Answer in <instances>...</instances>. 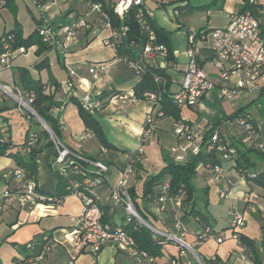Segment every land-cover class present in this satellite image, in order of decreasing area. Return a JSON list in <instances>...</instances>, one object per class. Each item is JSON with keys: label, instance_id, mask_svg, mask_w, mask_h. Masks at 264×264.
<instances>
[{"label": "crops", "instance_id": "obj_1", "mask_svg": "<svg viewBox=\"0 0 264 264\" xmlns=\"http://www.w3.org/2000/svg\"><path fill=\"white\" fill-rule=\"evenodd\" d=\"M105 1L114 6L118 0ZM176 1L167 9L165 1L144 0V7L149 15L170 32L171 51L176 65L175 70L168 69V72L176 80L175 87L173 86L174 90L180 83L187 61L185 53L187 31H197L200 28L209 30L224 26L243 3V0H223L221 9L196 10L191 14L181 15L180 12L174 11L175 7L205 5L211 0L194 5H191V0ZM159 2L164 4L159 5ZM13 3L16 7L14 18L8 8H0V37L13 29L16 22L19 24L22 37H27L37 27L48 25L55 30L58 42L63 45L60 43L51 45L48 52L49 69L48 71L47 69L41 70L38 73L39 76L44 80L48 77V72H51L57 81L63 83L70 77L68 71L71 70L74 73L71 78L77 83L80 92L86 89V84L92 83L93 92L100 94L105 102L93 115L99 122L107 140L123 151L107 150L106 148V151H101V144L84 127L77 107L72 102H65L63 110L58 114L62 144L79 154L94 157L96 161L103 162L108 168L106 183L97 186L93 191L98 201L102 203L109 188L116 183L126 164L125 155L139 150L141 167L137 170L138 178H135L133 174L128 181V186L134 188L135 202L143 212H146L143 209L141 198L143 181L148 175L157 173L165 166L166 162L173 158L169 147L175 142L172 130L174 120L170 117L158 118L154 122L151 132L143 135L145 114L151 106L147 101L133 97L132 87L138 77L129 70L123 61L116 57L113 49L102 44L101 40L108 36L109 30L101 26V17L96 11L91 10L89 1L13 0ZM262 3L264 0H257L255 5ZM158 7L163 13L156 11ZM196 12L203 13L204 17V23L197 28L191 23V17ZM79 17H84L90 27L79 30L73 38L66 39L60 28L72 24ZM260 28L264 29V21ZM198 43L200 65L214 83V88L208 91L194 107H181V119L207 128L239 111V116L249 114L258 122L264 121V71L258 78L257 86L254 89L242 88L232 99H221L218 96L217 72L211 63L213 53L209 41L200 40ZM23 48V51H17L14 54L12 66H31L35 61L36 45ZM94 62H103L108 66L106 74L97 82L92 81L89 72V67ZM59 70L63 71V74ZM0 77L4 81L0 82V85L6 88L14 87L15 73L12 68L0 70ZM239 79H245V75L232 73L229 83L234 85ZM119 96L123 98H119ZM55 99L60 102L64 101L62 90L56 91ZM252 104L256 105L254 113L249 108ZM2 105L6 107L4 111L0 112V117L4 118L2 125L4 128H9L13 150H17L25 139L28 123L19 113L16 101L8 92L0 88V106ZM234 120L222 122L220 132L230 142L235 143L239 150L244 151L246 146L243 134ZM33 129L39 131L38 127ZM261 139L264 141V131ZM55 153V147L49 145L35 157L37 162L36 185L39 190L47 194L55 191L57 183V173L50 165ZM250 162L253 163V166L249 168L250 171L256 173L264 171V158L261 156L250 155ZM219 164L232 182L229 195L226 198L219 196L223 184L213 180L210 172L202 166L198 168L197 173L204 181L201 190L207 188L208 210L210 206L218 204L219 200L231 201V205L229 204L226 208V225L218 229L208 220L213 228V236L201 243H196L194 233L202 230L201 223L192 217L181 220L185 241L190 244L200 259L217 258L220 264H254L250 258L249 248L239 242L228 225V211L231 207H235L242 212L245 225L237 233L252 239L264 258V220L261 218L259 210L264 206V199L261 197L263 190L233 174L229 169V161L220 160ZM16 168L15 162L10 157H0V264H66L69 252L66 243L67 233L82 209L80 198L75 194H70L58 203L23 206L18 202L16 196L4 197L2 195L6 186L15 189L19 185L18 180L11 177V172ZM247 190H252L260 196L253 202H246L243 194ZM234 201H237L240 206L237 207ZM150 209L158 217L159 221L155 223L156 227L164 230L174 229L173 223L162 225L161 219L165 213L156 212L154 205H151ZM180 214V211L177 210L176 217L178 218ZM108 215L112 217L113 224L122 225L124 218L122 206L109 207ZM44 236L58 239L48 252L41 254ZM217 237L222 238L220 243L216 241ZM28 243L31 244L30 247L26 246ZM39 254H41L40 257L36 259ZM180 256L183 261H187L184 253ZM169 258L165 256L157 259L156 264H165ZM76 264H135V259L129 252L108 243L97 255H92L89 252L80 254L76 259Z\"/></svg>", "mask_w": 264, "mask_h": 264}, {"label": "built area", "instance_id": "obj_2", "mask_svg": "<svg viewBox=\"0 0 264 264\" xmlns=\"http://www.w3.org/2000/svg\"><path fill=\"white\" fill-rule=\"evenodd\" d=\"M256 2L257 0H249V4L255 5ZM89 5L91 10L96 11L101 17V26L109 30L108 36L102 38V44L115 50V42L120 36V31L111 27L107 14L101 10L99 3H89ZM131 6H137V19L142 25H145V29L149 32V40H154V34L149 30L144 15L146 13L149 14L144 9V0H118L113 6V11L122 18ZM263 21L264 3L255 5V13L249 8L241 12L237 11L231 15L226 25L209 30H200L198 36L196 31L187 32L185 47L187 61L185 69L177 89L169 94V98L179 108L194 107L208 91L214 88V83L199 63L200 46L198 41L200 40L209 41L213 53L211 63L217 72L219 80L218 93L221 99H232L239 89L242 88L254 89L257 86L258 78L264 71V39L261 36L260 28ZM89 27V22L84 17H79L72 24L61 27L60 31L66 39H69L73 38L77 31L85 30ZM122 30H126V27H122ZM38 32L44 42L49 44L60 43L57 40L55 30L51 29L48 25L39 27ZM60 44L63 45V43ZM4 48L5 51L0 53V70L11 69L14 54L17 51L21 52L24 50L23 47H19L12 51L8 48V45H5ZM141 54L143 58L149 61L159 58V65L165 66V62L161 59L166 55V48L163 45H151L148 42L141 49ZM129 66L135 71L142 69L137 61H130ZM107 67V64L103 62L92 63L89 67L92 81H99L106 74ZM68 72L70 77L60 85V90L64 94V101L53 108V115L56 116L63 110L64 103L71 96L75 97L83 108L89 112H95L100 109L103 106V100L98 98L97 94L93 92V84H86V89L80 92L77 83L71 78L74 75L73 71L69 70ZM232 73H243L245 79H239L234 85H231L229 77ZM161 79L160 76L155 78L156 81H160ZM0 88L9 92L14 98L21 115H23L22 108L28 111L32 109L17 88L14 89L13 93L5 86L0 85ZM143 96L144 100L151 106L144 118L143 135L145 136L151 132L154 122L158 118L163 117V115L156 107L158 101L161 99L160 93L145 92ZM119 98L123 97L119 96ZM250 117L240 116L234 122L243 134L245 146L257 150L264 157V141L261 139L262 132L264 131V121L253 125ZM24 119L27 122L25 116ZM209 128L200 127L189 121H174L172 130L175 142L169 147L173 159L176 162H184L190 155H195L204 150L208 153L217 154L222 161H231L233 167L230 171L245 179L243 173H239L236 167H234V159L237 155L236 145L232 144L224 134L220 133L221 126L213 129L211 133L208 132ZM49 134L56 149V156L51 161V167L59 173H64L65 169H70L72 172L83 176L81 181H75L72 184L71 194H75L80 198L82 209L74 225L67 233L68 238L66 243L68 244L69 252L66 264H76L77 257L84 252L97 255L102 247L108 243L132 254L135 264H155L153 257L149 256L145 251L136 248L133 237L122 225L102 221L103 212L99 206L100 202L93 192V188L102 181L103 173L108 170L107 166L103 162L93 161L72 152L56 136L52 133ZM2 136H5L4 132H2ZM35 141L36 135L31 132L28 137V145L33 144ZM101 151L104 152L106 150L104 147H101ZM125 157L126 164L121 170L116 183L109 188L102 203L109 207L122 206L125 217L124 224H131L133 219L143 224V218L135 209L134 203L127 192L128 181L134 174L133 159L129 154H126ZM79 162L88 164L91 169H81ZM202 166L210 172L213 180L223 184V188L219 191V196L221 198L228 197L232 182L225 174L222 166L220 164H199L197 170ZM89 173L92 175H89ZM11 175L18 180L19 185L15 189L6 186L2 194L4 197L14 195L21 205L27 207L36 204H50L53 201L52 196L38 189L36 181L32 179L25 180L21 169H14ZM250 176L254 175L251 174ZM167 186V182L159 186V194L155 207L156 212H163L167 206L173 210L180 207L181 198L168 197L166 193ZM84 189H88V192H85ZM259 196V194L252 190H247L243 194L246 202H253ZM261 197L264 199V190ZM259 210L261 218L264 220V206L260 207ZM228 218V225L232 229L233 234L237 236V231L245 225L244 216L241 211L235 207H231L228 211ZM150 226L148 228L153 233L163 236L167 240H172L186 249L191 248L190 244L185 241V232L179 221H175L173 224L175 231L164 230L152 224ZM212 236L213 234L208 229H205L194 233V240L196 243H201ZM57 239L56 237L44 236L41 254L48 252L55 245ZM216 241L220 243L222 238L217 237ZM26 246L30 247L31 244L28 243ZM41 254L36 256V259ZM170 264H174V261H171Z\"/></svg>", "mask_w": 264, "mask_h": 264}, {"label": "trees", "instance_id": "obj_3", "mask_svg": "<svg viewBox=\"0 0 264 264\" xmlns=\"http://www.w3.org/2000/svg\"><path fill=\"white\" fill-rule=\"evenodd\" d=\"M87 1H89L90 4L99 3L101 10L107 14L108 22L110 23L111 27L117 31H120V36L115 42L114 52L116 57H118L121 61L124 60L123 62L128 66L129 70L138 77L137 82L132 87L133 97L135 99L144 100L143 94L145 92H158L160 93L161 99L158 101L156 107L158 111L162 112L163 117H170L174 121L183 120L180 117V108L173 102L172 99L169 98V94L175 91L173 86L175 87L176 83L175 78L170 72H168V69L175 70L174 65L176 64L174 55L171 51L170 32L164 29L156 22L155 19L146 13L144 15L147 20V25L149 26V30H151L154 34V40L150 41L148 35L149 32L145 29V25H142L136 17L137 6H131L124 16L120 18L116 13H114L113 5H108L105 0ZM0 2V8L6 7L13 15H15L16 7L13 3V0H0ZM222 3L223 0H211L205 5L177 6L174 8V11L177 13L180 12L181 15H188L196 10L221 9ZM162 4L164 3H159V5ZM246 8H249L253 13H255V5L249 4V0H243V3L239 7L238 11L241 12ZM122 27H126V30H122ZM38 29L39 27L33 30L27 37H22L19 24L16 22L13 29L7 31L0 37V53L5 51V45H8V48L12 51L18 49L19 47L28 48L31 45H36V50L34 52L36 59L31 66L11 67L15 73L13 90L17 88L20 91L22 97L29 103L31 108L48 125L52 134L61 140V134L58 125V114L54 116L52 113L54 107L63 103L62 101H56L55 99V93L56 91L60 90L61 83L57 81L51 72H48V77L44 80L38 74L43 69H47V71L49 69L48 52L50 51L52 45L42 40ZM200 30H203V28H200L196 31L197 36ZM261 36L264 39L263 28H261ZM148 42L151 43V45L160 44L166 48V55L161 58L165 62V66L159 65V58L149 61L142 57L141 49ZM130 61H137L141 65L142 69L139 71L131 69L129 66ZM157 76H160L162 79L160 81H156L155 78ZM97 96L98 98L102 99L100 94H97ZM67 102H72L76 105L79 117L81 118L84 127L95 136L102 147L106 148L107 150L123 151L113 146L107 140L99 122L93 115L94 112H89L88 110L84 109L78 100L73 96L69 97ZM104 104L105 102H103V105ZM5 109V106H0V112L4 111ZM24 116L27 119L28 129L25 133L24 141L19 145L17 150H13L14 146L12 145L10 139V130L7 127H3L2 122L4 121V118L0 117V157H10L15 162L16 167L23 171L25 180L32 179L36 181L37 162L35 157L38 153L43 151L45 147L53 145V141L50 138L49 132L42 127L40 122L32 113L27 112ZM242 116L250 115L244 114ZM237 117H240L239 111L226 116L223 120H219L210 126L208 132L211 133L213 129L218 128L222 122L234 120ZM250 121L253 123V125L258 123V121L252 116L250 117ZM34 127H38L39 131L34 130ZM2 132L5 133V136H2ZM31 132L36 135V141L33 144L28 145V137ZM236 148L237 155L234 159V167H236L239 173H243L246 181L264 190V171L256 173L249 170V168L253 166V163L250 162V155H259L262 158L264 157L257 150L250 147H246L244 151L239 150L237 146ZM70 150L76 154H79L72 149ZM127 154H129L133 159L134 177L138 178L137 170L141 167L139 164L141 153L139 150H135ZM79 155L96 161L94 157L85 156L83 154ZM220 160L221 159L217 154L208 153L204 150H201L195 155H190L184 162H176L173 158L166 162L165 166L157 173L148 175L143 181V191L141 198L143 209L146 210V212H143L135 202L134 188L132 186H128L127 192L140 216L155 226V223L159 220L157 215L152 212L150 208L151 205L156 207L159 186L164 182H167V196L170 198H181V204L180 207L175 210L167 206V208L163 211L165 214L161 219L162 225H168L171 223L174 224L175 221H179L182 226L181 220H187L188 218L192 217L196 218L201 223V231L208 229L211 234H214L212 231L213 228L208 221L209 219L207 216V188H203L201 190L203 193V199L199 203L195 197L196 187L193 183V178L197 173V166L199 164L214 165L219 164ZM229 162V169H231L233 167V163L231 161ZM79 167L85 170L91 169V167L84 162H79ZM54 170L58 176L56 188L53 193L48 194L53 197V201L51 203H58L65 196L72 193L73 182L81 181L83 176L79 173L72 172L70 169H65L64 173H59L56 169ZM106 174L107 171L103 173L102 181L94 186L93 191L97 186L106 183ZM251 174L254 176H250ZM89 175L92 174L89 173ZM11 177L13 176L11 175ZM84 191L88 192V189H84ZM99 206L103 212L102 221L113 223L112 217L108 215L109 206L102 203H99ZM177 210L181 213L178 218L176 217ZM124 218L122 226L133 237L136 248L145 251L149 256L153 257L155 264L157 259L165 256L170 257L168 261L165 262V264H170L171 261H174V264H197L193 259H187V261H183L180 254L183 252L185 254V251L178 243L172 240H167L163 236L153 233L147 226L139 223L135 219H133L131 224H124ZM237 238L242 245L249 248L250 258L254 264H264L263 255L259 252L257 246L254 245L252 239L241 233H237ZM165 244L178 245L179 254L172 255L167 251L165 252L163 250ZM200 260L202 264H220L217 258L210 260Z\"/></svg>", "mask_w": 264, "mask_h": 264}, {"label": "rangeland", "instance_id": "obj_4", "mask_svg": "<svg viewBox=\"0 0 264 264\" xmlns=\"http://www.w3.org/2000/svg\"><path fill=\"white\" fill-rule=\"evenodd\" d=\"M157 1H160V2H164L165 1L166 2L165 6H166L167 9H168L169 6H172V5H174L177 2L176 0H157ZM171 1H173V2H171ZM208 1H210V0H191V5H194V4H197V3H205V2H208ZM110 4H112V3H109L108 5H110ZM156 11H158V12L160 11L161 13H163L160 7H158ZM10 14L12 15V18H14L13 17L14 15L11 13V11H10ZM191 23L196 28L199 27V25L203 24L204 23L203 13L196 12L191 17ZM31 25L33 26V23ZM59 71H60L61 74H63V71H61V70H59ZM0 82H2V83L4 82L1 79V77H0ZM8 90H10L12 93L14 91L13 88H8ZM218 96H219V93H218ZM249 108L254 113L255 110H256V105L252 104ZM17 109H18V107H17ZM22 112H23L22 116L24 117L25 113H27L29 111L27 109L24 110L22 108ZM193 183H194V185L196 187L195 197L198 200V202L200 203L201 200L203 199L201 188L203 187L204 181L199 176L198 173H196V175L194 176ZM230 203H231L230 200H219L218 204L210 206V208L208 210V213H207V216H208V219L210 220V222H212L216 228L221 229L222 227H224L226 225V221H227L226 208L229 206ZM234 204L237 207L240 206V204L237 201H234ZM173 231H175V230L173 229ZM182 248L184 249L186 257H187L188 260L189 259H193L194 261H196V259L194 258L193 254L190 252L189 249H186L184 247H182ZM163 250L165 252L167 251L168 253H172V254H175V255H178V253H179L178 246L176 244H165Z\"/></svg>", "mask_w": 264, "mask_h": 264}, {"label": "water", "instance_id": "obj_5", "mask_svg": "<svg viewBox=\"0 0 264 264\" xmlns=\"http://www.w3.org/2000/svg\"><path fill=\"white\" fill-rule=\"evenodd\" d=\"M35 117H36V119L40 122V124L42 125V127L45 129V130H47L49 133H52L51 132V130H50V128L48 127V125L44 122V120L33 110V109H31V110H29ZM142 223L145 225V226H147V227H151L150 226V224L146 221V220H144V219H142ZM189 250H190V252L193 254V256H194V258L196 259V262H197V264H201V260H200V258L197 256V254L194 252V250L192 249V248H188Z\"/></svg>", "mask_w": 264, "mask_h": 264}]
</instances>
